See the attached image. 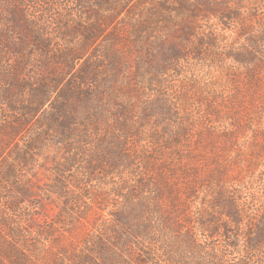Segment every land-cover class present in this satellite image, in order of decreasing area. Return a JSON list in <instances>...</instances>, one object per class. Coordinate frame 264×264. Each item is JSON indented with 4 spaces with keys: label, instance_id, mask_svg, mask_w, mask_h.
Instances as JSON below:
<instances>
[{
    "label": "trees",
    "instance_id": "obj_1",
    "mask_svg": "<svg viewBox=\"0 0 264 264\" xmlns=\"http://www.w3.org/2000/svg\"><path fill=\"white\" fill-rule=\"evenodd\" d=\"M220 1L71 0L70 22L57 18L56 24L66 23L63 33L81 38L59 49L22 14H10L13 29L22 27L18 41L0 31V62L16 55L0 72V105L10 115L0 123V159L15 163L8 166L15 184L21 181L18 168H31L44 152L62 151L64 161L53 167L55 173L81 164L88 185L97 180L113 186L114 193L116 184L124 190L125 175L122 183L100 176L107 180L132 172L129 149L119 143L127 139L123 133L137 136L144 125L134 121L126 91L137 94L144 73L152 77L150 85L161 86L162 76L179 72L188 58L206 63L208 73L214 65L219 69L216 91L207 92L213 88L206 85V94L194 98L193 106L188 103L186 115L176 97L145 106L161 122L149 137L162 144L141 159L137 193L130 184L125 196L118 192L125 216L111 213L97 234L85 237L78 264H96L97 256L103 264L153 262L148 245L170 233L188 252L196 251L202 245L183 224L195 220L202 224L204 241L219 236L244 258L237 264H250L249 254L264 244V203L242 202L249 184L260 187L264 198V128L255 126L264 120V18L244 12L242 0H232L234 7ZM35 51L38 59L32 62ZM42 121L50 134L31 136V126ZM204 188L209 202L198 196ZM250 197L256 200L258 194ZM175 248L173 242L165 246L168 260H174Z\"/></svg>",
    "mask_w": 264,
    "mask_h": 264
},
{
    "label": "rangeland",
    "instance_id": "obj_2",
    "mask_svg": "<svg viewBox=\"0 0 264 264\" xmlns=\"http://www.w3.org/2000/svg\"><path fill=\"white\" fill-rule=\"evenodd\" d=\"M52 1L0 0V31L10 35L12 42L18 41V32H21L22 27L17 25V31L13 29L12 24L14 23L11 22L10 14L16 16L22 14L26 20L35 22L41 30H44L46 37L52 38L51 43L54 49L74 44L81 38V35L64 34L61 29L62 24L65 25L70 22L67 19V14L73 13L71 0H57L56 7H53ZM242 1L244 12L255 13L259 18H264V0ZM217 2L223 1L217 0ZM236 4L237 1H234V4L232 0L227 2L228 7H234ZM57 18L66 23L58 21L56 24L55 19ZM211 23H214V20H211ZM211 25L209 28L212 30L218 27L217 24ZM218 48L224 50L223 42H219ZM29 51L33 50L30 49ZM33 53L32 62H35L36 58L38 59L36 54L38 52ZM5 56L0 62L1 73L8 68L10 61L16 57L15 54L7 58ZM179 68L177 69L179 72L168 71L167 74L163 75L161 86L150 85L152 77L147 78L148 75L144 73L141 79L142 89L137 94H128L127 91L125 93L126 98L131 99L130 103L134 107V121L144 125L143 128H140L141 134L137 136H128L123 133L127 139L119 143L120 148L129 149L127 155L130 156L132 163L128 165L132 167V172H124L121 178L116 175L108 177L107 180L105 179L106 176H100L101 179H104L102 181L122 183L125 175L126 180L124 181L128 184L125 185L127 188L124 190H116L118 188V184H116L114 193L113 186L108 185V183L99 184L96 182L97 180H93L88 185L84 175L79 171L81 164L73 163L65 172L55 173L53 167L57 166L58 162L64 161L62 151L44 152L31 168L25 171L18 168L21 181L17 184L11 177V167L8 169V166L15 163L11 159L3 163L4 160L0 159V162L5 165L1 170L2 173H0V264H78V258L84 250L85 237L87 239L92 234H97L102 229L103 224L110 221L111 213L121 211L123 217L125 216V209L122 204L125 200L117 196L118 192L120 191V194L125 196L130 184L134 185L132 189L134 194L137 193L136 181L140 178L139 172L143 166L141 159L147 160V157L153 156L158 146L160 147L162 144L157 143L158 146H156L158 140L152 141L149 137L152 132L160 129L161 122L158 123L156 116L152 115V107L144 109L145 106L151 105L157 98L173 101L172 99L176 97L179 107L183 108V113L186 115L194 105L193 99L206 94V85L211 84L213 88V90L209 88L207 92L216 91L218 88L217 84L220 82L217 77L219 69L215 65L208 73L209 68L206 67V63L201 65L194 59L188 58ZM37 73L36 71L31 72V76L36 78L34 83L37 82ZM142 80H144L143 84ZM231 88V84H228L226 89L230 91ZM23 99L21 96L20 101ZM188 103L192 106H189ZM203 107L201 104L197 109L202 110ZM13 116L15 117V115ZM7 117L10 115L0 105V123L6 121ZM45 124L46 122L42 121L39 125L31 126L30 135L40 136V132L43 135L50 134L48 130L45 131L43 128ZM255 126L258 129L264 128V120ZM135 127H137V123H134ZM111 133L119 134L115 130L114 132L112 130ZM259 139L261 141V138ZM218 145L222 147V150L224 149L225 144L223 142L220 141ZM219 154L221 158L225 157L223 152ZM81 157L82 154H80ZM86 157L83 155V158ZM61 182L65 183L62 190L61 187L64 184ZM260 191V187L249 184L243 191L242 202H256L257 205H262L264 198L261 197ZM253 192L258 194L256 200L250 199ZM198 196L202 200L205 196V201H210L207 188H204ZM194 201L196 202L195 199ZM195 202L193 205H197ZM252 207H256L255 204ZM183 224L192 232L197 243L201 244L202 247L196 251L188 252L184 243L174 238V234L170 233L164 237L158 236L152 244L148 245L151 248V253H153V262L147 260L146 264H237L238 261L244 259L238 252L225 247L223 239L219 236L213 237L210 242L204 241L202 224L196 220ZM172 242L178 244L179 249L175 248L176 250L173 251L174 260H168L164 248L170 246ZM240 243L242 244V241ZM249 257H251L250 264H264V244L260 250H255V253L249 254ZM95 262L96 264H103L99 256L95 257Z\"/></svg>",
    "mask_w": 264,
    "mask_h": 264
}]
</instances>
